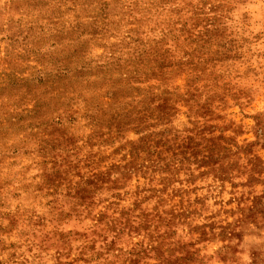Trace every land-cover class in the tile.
I'll list each match as a JSON object with an SVG mask.
<instances>
[{
	"label": "rangeland",
	"instance_id": "obj_1",
	"mask_svg": "<svg viewBox=\"0 0 264 264\" xmlns=\"http://www.w3.org/2000/svg\"><path fill=\"white\" fill-rule=\"evenodd\" d=\"M130 7L0 6V143L18 134L26 158L42 149L39 162L60 164L72 153L88 167L87 193L66 180L38 185L24 223L58 245L73 233L95 237L97 226L106 240L116 235L110 254L132 242L108 264H236L240 245L264 249V121L219 106L231 103L229 78L244 90L258 74L245 63L247 42L218 17L148 26L126 19Z\"/></svg>",
	"mask_w": 264,
	"mask_h": 264
},
{
	"label": "clouds",
	"instance_id": "obj_2",
	"mask_svg": "<svg viewBox=\"0 0 264 264\" xmlns=\"http://www.w3.org/2000/svg\"><path fill=\"white\" fill-rule=\"evenodd\" d=\"M5 2L0 0V6ZM124 2L133 6L125 9V12L131 13L126 19L143 21L148 26L163 27L167 20L178 23L184 13L188 16L196 13L206 21L217 17L226 21L230 25V38L232 35L245 38L248 57L245 63L255 68L258 74H254L252 83L244 90L229 78L224 91L231 97V103L225 101L219 106L227 107L229 112L240 119L247 117L257 123L264 121V0H173L163 7L153 6L158 5L159 0ZM177 5L181 6L180 9L176 8ZM174 12L180 14L173 17ZM212 26L208 24L209 28ZM2 49L3 45H0V57L4 56ZM64 134L70 137L69 130L66 129ZM21 141L23 139L17 134L10 136L6 144L0 143V203L4 205L0 207V264H82L79 260L81 256L91 258V264H108L120 256H127L132 242L120 244L116 253L110 254L108 245L116 239V235L104 239L99 226L95 237L91 231L81 236L73 233L62 245L46 241L40 233H35V229L27 227L23 216L31 206L29 197L35 196L38 185L41 188L50 187L54 182L66 180L69 185L82 186L79 187L81 194L87 193L82 176L88 174V167L81 162V156L72 153L61 155L60 164H57L55 158L50 162H39L36 153H41L42 149L33 150L26 158L24 151H16L14 148ZM74 142L71 137L65 141L66 144ZM79 168H83L81 175L75 171ZM17 192L20 193L19 198L13 199L12 194ZM259 239L264 241V234ZM91 244H95L94 249L90 248ZM261 255H264V249L254 251L242 244L236 252V264H255L254 257Z\"/></svg>",
	"mask_w": 264,
	"mask_h": 264
},
{
	"label": "trees",
	"instance_id": "obj_3",
	"mask_svg": "<svg viewBox=\"0 0 264 264\" xmlns=\"http://www.w3.org/2000/svg\"><path fill=\"white\" fill-rule=\"evenodd\" d=\"M169 94L171 95L172 93H169ZM163 101H164V104H166L167 102H172L173 101V97H169L168 100L164 99ZM162 108H164V107H162Z\"/></svg>",
	"mask_w": 264,
	"mask_h": 264
}]
</instances>
